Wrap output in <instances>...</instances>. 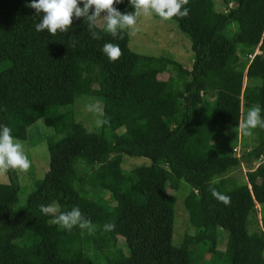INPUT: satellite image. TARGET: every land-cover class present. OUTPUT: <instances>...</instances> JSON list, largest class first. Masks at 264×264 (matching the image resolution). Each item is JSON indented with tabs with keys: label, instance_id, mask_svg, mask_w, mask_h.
<instances>
[{
	"label": "trees",
	"instance_id": "1",
	"mask_svg": "<svg viewBox=\"0 0 264 264\" xmlns=\"http://www.w3.org/2000/svg\"><path fill=\"white\" fill-rule=\"evenodd\" d=\"M219 1L225 11L216 0H189V16L172 19L191 42L187 69L170 55L134 52L126 31L114 38L98 26L101 39H94L84 18L74 17L68 33L38 32L44 14L28 7L32 0H0V125L26 139L27 129L43 122L49 152L48 169L24 204L16 170L0 183V264H264V221L257 216V206L264 211V129L252 130L257 144L239 155L220 154L213 139L238 129L242 99L260 105L264 116V0ZM114 7L135 11L130 0ZM105 43L119 45V60L107 58ZM83 75L81 91L103 98L102 119L109 122L99 133L76 121L67 103ZM245 77L261 83L245 87ZM124 155L150 162L124 169ZM241 165L247 180L238 182L227 174ZM182 180L193 187L184 206L194 234L176 246ZM212 181L230 205L212 196ZM41 204L58 213L79 207L96 233L50 224ZM111 222L126 258L113 245V231H104ZM219 229L233 241L230 260L215 248Z\"/></svg>",
	"mask_w": 264,
	"mask_h": 264
},
{
	"label": "rangeland",
	"instance_id": "2",
	"mask_svg": "<svg viewBox=\"0 0 264 264\" xmlns=\"http://www.w3.org/2000/svg\"><path fill=\"white\" fill-rule=\"evenodd\" d=\"M216 7L219 11H225L224 5L216 0ZM101 21L99 26H103ZM139 32L126 31L129 35L128 46L134 52L143 56H160L170 55L174 59L178 60L185 68L190 69L192 64L193 53L190 49V40L184 35L178 28L175 21H163L156 15L152 17H140L138 19ZM258 52V51H257ZM251 57L248 55L243 57V60L247 63ZM168 73L165 72L160 75L159 79L162 82ZM101 75L98 73L95 75V80L99 82ZM84 75L80 77V81L77 85L78 94L72 96L67 102L71 104L74 114V119L80 121L89 131L99 133L101 131L100 125L97 124L98 119H102V116L88 112L87 105L89 103L96 104L103 107V98L99 96H93L88 94L85 90L81 91L84 85ZM260 79H253L245 77L244 86L252 87L259 85ZM214 95L209 97L212 100ZM256 103H248L242 99L241 102V117L240 123L246 119L247 111ZM48 134L47 127L43 122H39L30 126L27 129L26 139H18L25 145V150L31 161V168L28 172H20L16 170L20 185L23 187L20 195L21 204H24L27 195L34 189L35 181L41 179L49 166V152L46 144V136ZM17 139V138H16ZM214 141L219 143L218 151L220 154H241L251 150L258 141L257 135L253 133L252 136H245L240 132L239 127L236 130H227V133L222 136H214ZM122 161V167L124 169H131L133 166L149 163L150 160L146 157H131L124 155ZM258 161L254 162L257 165ZM158 166L161 164L158 162ZM76 169L80 170L81 166L76 165ZM248 167L241 165L228 172V176L234 177L238 182L247 180L246 171ZM9 181L6 172L0 173V183H7ZM193 187L182 180L179 189L175 192V216H174V233L173 244L179 246L183 240L185 234L193 236L194 227L191 225L187 210L184 206V197L187 196ZM95 192L99 191L95 189ZM104 199V198H103ZM109 199L105 194V200ZM104 201V200H103ZM102 204H104L102 202ZM257 216L260 222L264 221V211L257 206ZM253 226L249 229L253 230ZM113 245L117 251H119L125 258L127 257V248L124 239L117 234V231L113 230ZM193 239L191 240V248H195ZM215 248L219 253L223 254L226 260H230L233 254V241L229 237L228 233L219 229L215 234ZM126 264L127 260H126ZM192 264H204V261H198Z\"/></svg>",
	"mask_w": 264,
	"mask_h": 264
},
{
	"label": "clouds",
	"instance_id": "3",
	"mask_svg": "<svg viewBox=\"0 0 264 264\" xmlns=\"http://www.w3.org/2000/svg\"><path fill=\"white\" fill-rule=\"evenodd\" d=\"M123 0H32L28 7L35 9L36 14L43 13L42 19L36 25L38 32L47 30L51 35L68 33L73 25V18L77 20L84 18L88 30L94 39H101L100 34L95 30L101 21L104 23V30L114 38L123 39L125 31L139 32L138 19L140 17L158 16L163 21H171L174 17L183 19L189 16L190 9L185 7L189 0H130V5L135 8L132 13H122L114 7ZM81 3L83 6L81 7ZM103 13V15H102ZM107 58L115 62L122 56V50L117 44L105 43L102 49ZM88 112L103 116V109L89 103ZM260 105H254L248 109L246 119L239 123V130L245 136H252L257 127L264 129V116H262ZM107 119H98L97 124L108 123ZM31 168V161L25 150V145L12 135V130L7 125H0V173L9 169L28 172ZM215 181L209 185L212 196L223 204L230 205L231 197L217 191L213 186ZM39 210L46 216H51L50 224L59 226L62 230L72 231L79 227L86 230L89 235H94L98 226L93 224L82 214L79 207L70 211L60 212L55 206L41 204ZM116 225L114 222L103 226L104 231H113Z\"/></svg>",
	"mask_w": 264,
	"mask_h": 264
},
{
	"label": "built area",
	"instance_id": "4",
	"mask_svg": "<svg viewBox=\"0 0 264 264\" xmlns=\"http://www.w3.org/2000/svg\"><path fill=\"white\" fill-rule=\"evenodd\" d=\"M233 5V2H231V3H229V7H231ZM249 57H252L253 56V54H250V55H248Z\"/></svg>",
	"mask_w": 264,
	"mask_h": 264
},
{
	"label": "crops",
	"instance_id": "5",
	"mask_svg": "<svg viewBox=\"0 0 264 264\" xmlns=\"http://www.w3.org/2000/svg\"><path fill=\"white\" fill-rule=\"evenodd\" d=\"M192 65V64H191Z\"/></svg>",
	"mask_w": 264,
	"mask_h": 264
}]
</instances>
